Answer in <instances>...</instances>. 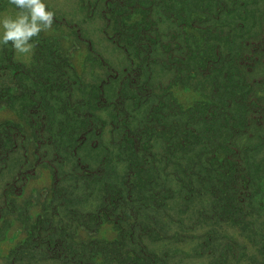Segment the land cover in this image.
Returning a JSON list of instances; mask_svg holds the SVG:
<instances>
[{"label":"rangeland","instance_id":"rangeland-1","mask_svg":"<svg viewBox=\"0 0 264 264\" xmlns=\"http://www.w3.org/2000/svg\"><path fill=\"white\" fill-rule=\"evenodd\" d=\"M47 3L0 46V264H264V0Z\"/></svg>","mask_w":264,"mask_h":264},{"label":"clouds","instance_id":"clouds-1","mask_svg":"<svg viewBox=\"0 0 264 264\" xmlns=\"http://www.w3.org/2000/svg\"><path fill=\"white\" fill-rule=\"evenodd\" d=\"M12 12H0V46L11 45L18 59L30 60L36 43L34 38L50 29L55 12L47 0H9Z\"/></svg>","mask_w":264,"mask_h":264}]
</instances>
